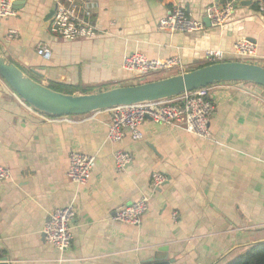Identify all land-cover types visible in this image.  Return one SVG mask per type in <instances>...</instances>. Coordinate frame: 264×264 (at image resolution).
<instances>
[{"label": "crops", "instance_id": "crops-1", "mask_svg": "<svg viewBox=\"0 0 264 264\" xmlns=\"http://www.w3.org/2000/svg\"><path fill=\"white\" fill-rule=\"evenodd\" d=\"M19 1L14 16L0 20V48L45 86L92 93L132 86L139 79L122 68L128 54L178 59L182 71L157 74L172 76L212 63L209 51L230 61L240 39L256 46L250 63L264 66V13L258 9L263 0H240L222 28L204 22L205 8L214 0H77L78 18L100 34L71 42L47 32L49 13L63 0ZM171 6L202 22V31L159 30ZM10 30L18 32L16 39L8 38ZM38 44L50 49L49 60L36 54ZM12 93L0 78V167L9 172L0 182V258H7L1 264H140L151 258L227 264L264 242V88L245 82L211 86L214 142L145 120L141 140L125 133L120 144L106 141L111 111L42 122ZM117 151L132 157L122 171L114 166ZM71 152L95 158L84 186L66 178ZM152 172L166 181L151 196L140 224L113 220L147 192ZM71 202L73 239L59 261L42 230L50 212Z\"/></svg>", "mask_w": 264, "mask_h": 264}, {"label": "built area", "instance_id": "built-area-1", "mask_svg": "<svg viewBox=\"0 0 264 264\" xmlns=\"http://www.w3.org/2000/svg\"><path fill=\"white\" fill-rule=\"evenodd\" d=\"M16 0H0V20L14 16L13 2ZM77 0H63L57 3L54 14L49 22L47 32L54 38L64 41L96 39L100 32L96 27L78 18L76 15ZM164 2V0H159ZM240 0H214L205 8V18L214 28H222L228 18L233 14L236 4ZM253 1V0H249ZM258 9L264 13V3H258ZM203 24L190 18L186 11L179 6H171L164 19L158 25V29L174 33H193L202 31ZM18 32L10 30L9 39H16ZM36 54L44 60L51 57L50 49L44 44H38ZM212 63L227 61L220 51L206 53ZM231 60L251 62L256 57V46L246 39L238 40L230 52ZM122 68L136 75L139 80H145L150 74L167 72L173 68L182 71L183 65L178 59L165 61L148 59L141 53H131L123 58ZM210 88L184 93L178 97L157 101L140 103L110 110L112 113L108 124L106 141L109 144H120L125 133H128L132 141L142 139L140 126L145 120L155 124L169 126L181 130L196 138L214 142L209 130L210 118L214 114L215 106L210 96ZM15 100L26 111L42 122L57 120L70 121V117H49L37 112L25 104L16 94L12 93ZM132 161V157L122 151L114 155V166L117 171H122ZM95 158L79 152H71L68 158L66 178L77 186H84L94 166ZM9 172L0 167V182L7 180ZM166 178L159 172H152L148 184V190L132 204L122 208L114 216L113 220L126 225H139L141 218L148 210L151 196L165 183ZM76 216V207L73 202L62 208H56L50 212L42 234L44 241L52 246L60 255L59 261H63L62 255L69 249L73 236L72 224ZM175 217V215H173Z\"/></svg>", "mask_w": 264, "mask_h": 264}, {"label": "water", "instance_id": "water-1", "mask_svg": "<svg viewBox=\"0 0 264 264\" xmlns=\"http://www.w3.org/2000/svg\"><path fill=\"white\" fill-rule=\"evenodd\" d=\"M21 1L12 6L19 9ZM264 3V0H263ZM245 5H250L247 1ZM54 14V10L48 17ZM207 26L210 22L204 18ZM0 78L25 104L49 117H74L101 111H110L140 103L157 102L178 97L184 93L224 83H251L264 88V66L244 61H222L181 72L163 79L132 86L115 87L82 94L58 93L36 82L7 59L0 48ZM1 257V261H6ZM173 260L151 258L140 264H171ZM1 264V263H0Z\"/></svg>", "mask_w": 264, "mask_h": 264}, {"label": "trees", "instance_id": "trees-1", "mask_svg": "<svg viewBox=\"0 0 264 264\" xmlns=\"http://www.w3.org/2000/svg\"><path fill=\"white\" fill-rule=\"evenodd\" d=\"M220 1L223 2L225 0H220ZM234 61H239V60H234ZM210 64H213V63H210ZM210 64H206L205 66L210 65ZM202 67H204V66H202ZM25 74H27V73H25ZM165 75H167L168 77L171 76V74H169V75L165 74ZM28 76L30 78H32L30 75H28ZM167 76H165L163 78H166ZM163 78H160V79H163ZM33 80L38 82L36 79H33ZM47 87L49 89L55 91V92L64 93V94H74V93L89 94V93H92V92L88 91L87 89L74 87V86H67V85H63V84H54L53 83V84H49ZM227 264H264V242L255 243V244L251 245L250 248L246 252L239 255L238 257H236L232 261L228 262Z\"/></svg>", "mask_w": 264, "mask_h": 264}, {"label": "rangeland", "instance_id": "rangeland-1", "mask_svg": "<svg viewBox=\"0 0 264 264\" xmlns=\"http://www.w3.org/2000/svg\"><path fill=\"white\" fill-rule=\"evenodd\" d=\"M165 76H167V75H157L156 73L155 74H150L145 80H142V81L141 80H137V81L134 82L135 84H132V85H137V84H143V83H147V82H151V81H156V80H159L160 78H163Z\"/></svg>", "mask_w": 264, "mask_h": 264}]
</instances>
